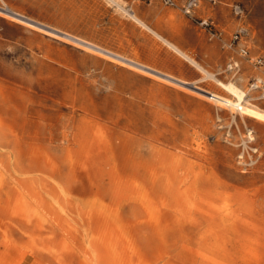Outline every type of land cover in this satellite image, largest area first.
I'll return each mask as SVG.
<instances>
[{
	"label": "rangeland",
	"instance_id": "rangeland-1",
	"mask_svg": "<svg viewBox=\"0 0 264 264\" xmlns=\"http://www.w3.org/2000/svg\"><path fill=\"white\" fill-rule=\"evenodd\" d=\"M118 1L213 78L107 0H0V264H264V119L198 89L264 115V0Z\"/></svg>",
	"mask_w": 264,
	"mask_h": 264
},
{
	"label": "bare ground",
	"instance_id": "bare-ground-1",
	"mask_svg": "<svg viewBox=\"0 0 264 264\" xmlns=\"http://www.w3.org/2000/svg\"><path fill=\"white\" fill-rule=\"evenodd\" d=\"M111 4H113L114 6H116L117 8H119L120 10H122L124 13H126L129 17H131L133 20H135L138 24H140L143 28L149 30L151 33H153L155 36H157L159 39L163 40L168 46H170L174 51H176L178 54H180L182 57H184L185 59H187L189 62H191L193 65H195L200 71H202L206 76L204 78H213V75H211L205 68H203L200 64H198L194 59H192L188 54H186L184 51H182L180 48H178L177 46H175L174 44H172L171 42H169L168 40H166L161 34H159L156 30H154L152 27H150L145 21H143L140 17L137 16V14L133 11L130 10L126 7H124L118 0H108ZM0 11L1 12H6L11 16L14 17H19L22 18L23 21L25 23H28L25 19V16L22 15L21 13L15 11L14 9H11L7 6L1 7L0 6ZM30 24V23H29ZM67 36H69V38H73L81 43H87L84 42L83 40L69 35L67 34ZM90 46L96 47L93 44H89ZM98 48V47H96ZM100 49V48H99ZM108 52V51H107ZM108 53H112V52H108ZM120 58H123L122 56H118ZM133 63H136L133 60H129ZM139 64V63H138ZM141 65V64H139ZM146 67V66H145ZM240 71V70H239ZM167 77L169 78H173L172 76L167 75ZM174 79V78H173ZM215 81L218 83V85L220 87H222L231 97H227L218 93H215L213 91H209V90H205V89H200L202 92H204V96L209 99L212 100L218 104L224 105L229 107L232 110H235L237 112H240L242 115L244 116H248L254 119H264V115L262 113H260L257 110V106L254 104H251L248 101V91L243 90L241 87H239L237 85L236 82H228V83H224L220 80L215 79ZM260 88V87H259ZM251 95V94H249ZM235 119V118H234ZM250 139L256 140L255 138H253L252 133L250 134ZM225 211L228 210L229 206H225ZM227 215H230V212L227 211L226 213ZM82 264V262L80 263ZM83 264H92L90 261H87Z\"/></svg>",
	"mask_w": 264,
	"mask_h": 264
},
{
	"label": "built area",
	"instance_id": "built-area-1",
	"mask_svg": "<svg viewBox=\"0 0 264 264\" xmlns=\"http://www.w3.org/2000/svg\"><path fill=\"white\" fill-rule=\"evenodd\" d=\"M163 1L166 3V5H169L172 7L177 6L176 0H163ZM203 1L205 0H184V4L182 6L183 12L186 15L193 16L197 12V10H199ZM207 1L216 2L217 0H207ZM235 13L239 16V15H242L243 11L241 10L240 7H236ZM201 25L210 30H212L214 27L213 23L210 20H202ZM244 35H247V31L245 29H241L235 35V41L239 39H243ZM242 53L243 55H248V51L246 50V48L242 49ZM259 63H262V62L259 61ZM230 68L231 70H236L237 68H239V65L238 63H234L230 65ZM256 86L258 87V84H256Z\"/></svg>",
	"mask_w": 264,
	"mask_h": 264
},
{
	"label": "crops",
	"instance_id": "crops-1",
	"mask_svg": "<svg viewBox=\"0 0 264 264\" xmlns=\"http://www.w3.org/2000/svg\"><path fill=\"white\" fill-rule=\"evenodd\" d=\"M108 1V0H107ZM109 2V1H108ZM110 3V2H109ZM111 4V3H110ZM113 5V4H112ZM116 7V6H115Z\"/></svg>",
	"mask_w": 264,
	"mask_h": 264
}]
</instances>
